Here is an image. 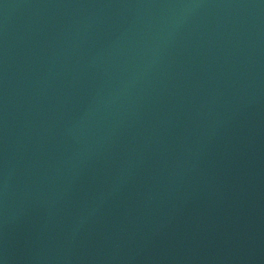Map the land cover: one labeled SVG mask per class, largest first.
Here are the masks:
<instances>
[{"label":"water","instance_id":"obj_1","mask_svg":"<svg viewBox=\"0 0 264 264\" xmlns=\"http://www.w3.org/2000/svg\"><path fill=\"white\" fill-rule=\"evenodd\" d=\"M0 264H264V0H0Z\"/></svg>","mask_w":264,"mask_h":264}]
</instances>
